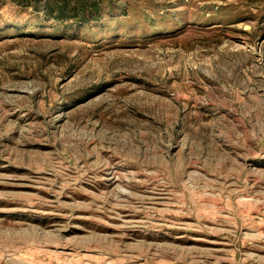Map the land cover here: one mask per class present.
<instances>
[{"label":"rangeland","instance_id":"374dc122","mask_svg":"<svg viewBox=\"0 0 264 264\" xmlns=\"http://www.w3.org/2000/svg\"><path fill=\"white\" fill-rule=\"evenodd\" d=\"M56 1L0 0V264H264V0Z\"/></svg>","mask_w":264,"mask_h":264},{"label":"trees","instance_id":"16d2710c","mask_svg":"<svg viewBox=\"0 0 264 264\" xmlns=\"http://www.w3.org/2000/svg\"><path fill=\"white\" fill-rule=\"evenodd\" d=\"M66 3L67 1L65 0H59L55 2L56 8L59 11V15L60 17H62L61 15L64 13V9L66 7ZM90 9H87V5H81V4H76V6L73 7V11L75 15H78L80 18V21H82V23H88L91 19H98L99 18V6L98 3L96 1H93L90 3ZM49 12H52V6H50L51 4H49Z\"/></svg>","mask_w":264,"mask_h":264}]
</instances>
